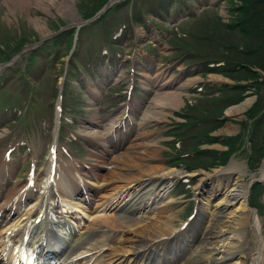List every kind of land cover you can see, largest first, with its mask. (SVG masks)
<instances>
[{"label":"rangeland","instance_id":"obj_1","mask_svg":"<svg viewBox=\"0 0 264 264\" xmlns=\"http://www.w3.org/2000/svg\"><path fill=\"white\" fill-rule=\"evenodd\" d=\"M84 1L43 0L48 5V13L34 5H29L26 10L15 7L10 11L11 1L0 0V62L15 58L14 56L18 54L17 51L21 45L29 47L21 55L26 54L33 45L37 44L36 40L40 37L42 39L38 42V45H41L42 41L50 37L51 34L48 35L47 33L52 32L54 34L57 27L71 22L73 16L76 17L77 15L78 17L80 15L77 5L84 9L87 3L90 2L92 4L99 0ZM168 1L133 0L132 14L138 8L148 14L154 3L155 5L158 4L162 9ZM70 2L75 7V10H72L71 14L60 13V8L64 4H70ZM188 2L191 5L186 9V0H180L181 6L185 8L183 10L188 12V14L195 15L194 17L192 15L179 16L181 11H176L178 9L171 11L172 15H170L169 9L167 10L168 13L164 12L162 14L163 16H158L157 13H154L153 21L156 22V26L160 29L153 34H150L152 30L145 29L139 23L140 21L133 24V28L137 32L134 41L139 42V46L147 45L154 57H158L160 60L163 57H170L171 60L179 59L176 61V66L170 70V73H172L171 79L175 81L178 87L175 89L173 85H168L157 90L156 96L154 94L151 95V98L148 97L146 108L155 110V119L150 122L144 121L146 124L139 129L135 126L132 134V137L134 136L133 139L129 142L126 140L125 143L108 146V155L104 159H97V157L93 161L101 162V165L94 169L95 171L97 170L100 179L107 176L111 156L121 152H129L130 155H134L129 160L120 161L118 159L117 161L121 173L125 175L131 174L134 176L140 172L143 173V171L138 170V165L134 164V161L151 164L155 169L157 168L156 172L169 168L196 171L192 176L186 177L188 179L186 182H182L180 179L172 181L168 187V193L172 200L168 202L167 206L172 210L174 225L169 232L182 226L180 228L185 229L184 233H192L193 236H198L204 231L203 228L205 229L206 223H208L206 221L217 211L218 202L222 198L221 190L225 188V186H222V181H220L221 184L216 185L215 183L212 184L201 180L204 184L200 183L197 186L200 181L199 177L202 176L200 174L203 171H212L220 168L230 162L236 167L245 166L247 168L245 170L247 172L243 173L242 179L249 182L251 179L250 174H258L257 168L264 161L263 150V152L257 154L258 158L256 157L255 162H249V155L257 153L256 149L261 144L264 145L262 141L264 136V71L258 67H252L256 71L254 76H250L249 73H244L237 67L233 68L237 59L234 49L238 48L234 46H240L242 43L237 28L234 26L235 23L232 24L234 21L233 15L229 14V12L232 5L237 4L239 0H188ZM207 2L209 6L204 5ZM121 3V7L111 10L106 18L116 17L117 19H114V22L126 23V11L130 6L127 5L126 0ZM37 17L42 18L46 32L41 33L37 27L34 28L32 20ZM159 30H162V32ZM45 34L47 35L46 38H44ZM130 37L131 34H123L117 40L121 39L123 40L122 44H125V41L130 42ZM104 42L106 41L101 29L97 26L88 29L85 33L83 32L81 36L78 55L81 56L84 62L85 72L82 75V72L76 68L73 75L67 79L66 97L65 99L63 98L67 124L64 129L59 130L60 139L57 144L60 158H67L62 150L63 147L66 152L73 154L72 148L68 143L71 139L69 134L72 129H76L77 132L82 131L91 134L97 132L89 124L94 123L92 117L94 104L83 95V88L86 83L91 82L92 84L93 80H95L93 76L96 78L103 76L101 69L104 64V56L101 51L104 47ZM98 46L101 47L95 50ZM36 47L33 48L36 50ZM115 50L108 49L112 66L120 59V56L115 57ZM121 50L118 49V52L121 53L120 55L126 48H123V52ZM63 51V45H60L58 47L60 56H56L52 63V73H49L46 69L44 71L42 69L41 72L37 71L42 66L43 61L41 58L35 60L33 64L34 70L26 68L30 70H26L25 74H30L34 77L36 89H41L42 101L31 107L29 111L31 114L25 118V122H22L19 118L24 107L22 100L26 94L27 84H30V82L25 80L23 72L21 75H18V73L26 61L21 60L18 55L13 63L8 64L12 71L8 72L3 80L4 95L7 97H11V95L12 97L17 96L20 100L15 111L11 108H1L0 110V162L4 161L2 157L3 149L8 146L14 147L8 160L11 162V166L14 164V168L10 169V177L7 181V186L13 187L11 193L23 182L28 159L36 161V175L38 174V178H40L39 172H44L48 164L47 146L52 140L54 111L47 99L53 93V86L59 82L62 61L66 57L63 55ZM41 57L45 58V54L41 55ZM181 58H183L185 63L187 60H194V62L181 68L182 64H184L181 63ZM198 59H205L206 65L204 62H198ZM211 63L212 65L208 67L207 65ZM5 66L7 64L0 65V75L4 71ZM209 68H212V70H209ZM127 69H125V73ZM168 76L164 78L168 79ZM177 76H179L178 81H176ZM43 79H48L50 82L48 84H40ZM1 80L2 76L0 77ZM198 82L202 84V89L199 92H194ZM170 83L167 81L166 84ZM194 84L196 85L194 86ZM173 90H178L182 96V102L177 107L161 108L154 105V103L152 104L153 99L160 103L158 100L159 93L172 92ZM2 96L3 93L0 92V98ZM236 99H239L238 102H236ZM116 101L117 98L114 96L110 98L104 93L100 104L103 109L108 110ZM242 103H246L243 109L238 112L230 111L231 107ZM179 115H183L186 118L185 124L169 128L176 123V120L180 117ZM80 117H85L86 119H81ZM259 120H261V123H258ZM224 126L230 127L229 131H226ZM173 128L174 130H179V134L175 133V137L180 135H186L187 137L177 140L172 138L171 134L167 133L172 131ZM96 129L100 131L99 127H96ZM197 148H200L201 151L196 152ZM184 151L188 152V155L179 157L178 154ZM79 152L81 151L79 150ZM83 155L85 156V154ZM123 155L125 154L121 156ZM235 175L236 173H233L230 177ZM135 177H132V179ZM106 180L109 183L102 187V193L99 194L101 199L96 194L90 195L92 198L89 208L96 207L100 200H103L104 197L114 191L129 190L133 186H127L128 183L121 187L116 186L119 183L114 177L109 179L106 177ZM129 180L130 178L126 182ZM196 190L198 191L197 196L195 194ZM124 191H122V194ZM246 192L248 206L255 209L262 219V233L264 236V182H252ZM2 200L1 198L0 201ZM193 208L192 216L186 219V215ZM102 213L103 211L100 209L91 211L90 218L94 214L102 216ZM142 218L144 220L147 219L146 215H142ZM198 219L201 223L202 231L194 227V222ZM184 220H186L185 224L180 225ZM110 226L115 232L119 229L118 225L111 223ZM120 231L121 229L119 233ZM119 233L115 236L116 239L120 238ZM244 234L246 243L251 246V229H245ZM126 235L129 236L130 234L127 232ZM130 239L132 238L123 239V243L129 246ZM118 255H122V257L116 258L115 261L109 264H131V255L128 251L118 252ZM196 257L200 259L201 253H197ZM204 263H206L205 260L201 258L199 264ZM248 263L249 258H246L243 264ZM134 264L139 263L135 262Z\"/></svg>","mask_w":264,"mask_h":264},{"label":"bare ground","instance_id":"obj_2","mask_svg":"<svg viewBox=\"0 0 264 264\" xmlns=\"http://www.w3.org/2000/svg\"><path fill=\"white\" fill-rule=\"evenodd\" d=\"M10 1V11L15 7L26 10L29 5H34L49 13L48 5L43 0ZM72 10L74 8L70 2V4H64L59 12L71 14ZM32 21L34 28L37 27L41 33L47 31L42 18L37 17ZM154 100L152 104L154 103V105L161 108H175L182 102V96L177 90H173L172 92L159 93L158 100L160 103ZM245 105L246 103H242L233 106L230 108V111L238 112ZM143 114L150 118L156 116L155 110L147 108ZM229 129L230 127H225L226 131H229ZM122 154L125 155L121 156ZM131 156L134 155H130L129 152H121L111 156L109 159L110 166L106 177L108 179L111 177L116 178L119 183L116 186L121 187L127 183L133 186L131 189L125 190L121 197L122 190L113 196V200H103L99 204V208L104 214L102 215L103 217L98 218L99 220H93V223L97 224L94 229L86 226L79 233L59 229L62 234L60 237L53 234V227H60L63 223L59 217H57L56 223L51 221L52 217L49 211L52 210V190L51 183L48 184L49 177H46L45 180L47 182L43 184L42 193L33 195V198L29 200V205L16 217L15 223L10 228H6L1 232L8 231L5 235H10L12 232H25L29 235V240L39 243L47 233L52 232V235L57 238L66 236V248L53 264H103L112 258V256H109L106 261L103 260L105 253H107V248L112 249L110 251L111 254H114V251L116 253L128 251L131 253L132 258L137 259V262L140 264H173L172 255H175V257L180 256V258L174 261L175 264H199L201 258L205 260L206 263L204 264H243L246 258H249L248 264H264L262 219L255 209L247 204L246 190L248 189L249 182L242 179L243 173L247 172L245 171L247 170L245 166L236 167L234 164L228 162L225 166L213 169L212 171H203L200 174L202 176L199 177L200 181L197 186L200 183L204 184L203 181L215 183L216 185L222 181V186H225V188L221 190L222 198L218 202L217 211L206 221L208 223H206L205 229L203 228L204 231L200 235L195 236V240L191 241L193 236L184 233L183 230L174 231L172 235L168 233L169 230L173 229L172 226L174 225L172 210L167 206L168 202L172 200L167 192V185L168 181L170 182L177 176H190L196 171L184 170L183 168H169L156 172L157 168L155 169L153 165L134 161V164L138 165V170L143 171V173L140 172V174L138 171L139 174L134 176L122 174L117 161L118 159L120 161L129 160ZM257 169L258 174H250L251 179L258 178L264 181V161ZM56 172L59 176L55 182V188L61 192L62 196H68L74 186V183L66 180L70 171L57 161ZM233 173H236V175L230 177ZM132 177L135 178L132 179ZM129 178L130 180L126 182ZM195 194L197 196L198 191ZM20 195L18 192L17 203L20 202ZM124 195L127 200L123 199ZM140 196L141 200L139 202L135 201ZM29 197H31V194L25 192L24 200ZM142 215H146L147 219L144 220ZM37 216H39L38 220L35 219ZM110 223L121 227L122 232H118L119 239L115 237L118 233L110 229L108 230ZM194 227L198 230L202 229L199 219L194 222ZM247 228H250L252 231L251 246L245 240L246 236L244 232ZM127 232L130 234L129 236H125ZM129 237L132 239L129 240L130 244L128 246L123 241L125 238L128 240ZM199 252L201 253L200 259L196 257V254ZM11 257L16 256L12 255ZM0 264H7L2 261V256H0Z\"/></svg>","mask_w":264,"mask_h":264},{"label":"trees","instance_id":"obj_3","mask_svg":"<svg viewBox=\"0 0 264 264\" xmlns=\"http://www.w3.org/2000/svg\"><path fill=\"white\" fill-rule=\"evenodd\" d=\"M81 2L85 1L81 0ZM230 14L233 15L232 24L235 23L234 26L242 43L240 46H234L238 48L234 49L237 59L233 68L237 67L242 72L254 76L256 70L252 67H258L264 71V0H239L237 4L232 5ZM258 123H261V120ZM262 141L264 143V136ZM263 150L264 145L261 144L256 149L257 153L249 155V162H255L257 154Z\"/></svg>","mask_w":264,"mask_h":264},{"label":"water","instance_id":"obj_4","mask_svg":"<svg viewBox=\"0 0 264 264\" xmlns=\"http://www.w3.org/2000/svg\"><path fill=\"white\" fill-rule=\"evenodd\" d=\"M251 181H258V182H259V181H261V180H260V179H257V178H253ZM251 181H250V182H251Z\"/></svg>","mask_w":264,"mask_h":264}]
</instances>
